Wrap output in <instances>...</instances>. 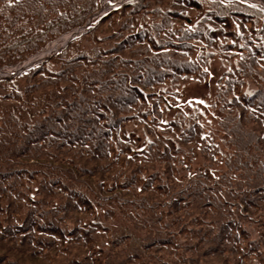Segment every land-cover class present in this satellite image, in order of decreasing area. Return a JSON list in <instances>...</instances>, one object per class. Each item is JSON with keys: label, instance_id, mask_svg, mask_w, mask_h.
Returning <instances> with one entry per match:
<instances>
[{"label": "trees", "instance_id": "trees-1", "mask_svg": "<svg viewBox=\"0 0 264 264\" xmlns=\"http://www.w3.org/2000/svg\"><path fill=\"white\" fill-rule=\"evenodd\" d=\"M101 4L0 0V68ZM0 264H264V9L136 0L1 78Z\"/></svg>", "mask_w": 264, "mask_h": 264}, {"label": "bare ground", "instance_id": "bare-ground-1", "mask_svg": "<svg viewBox=\"0 0 264 264\" xmlns=\"http://www.w3.org/2000/svg\"><path fill=\"white\" fill-rule=\"evenodd\" d=\"M136 0H116V4L113 7H119L123 6L125 4H128L130 2H134ZM244 2H248L251 4L259 5L264 8V0H242ZM109 9V8H108ZM108 11L106 8L102 11L107 13ZM109 12V11H108ZM95 17H92L91 21H93ZM77 32L72 31L64 34L59 39L50 42L45 48H43L38 54L32 56L31 58H27L25 60H21L16 63L15 70H11V73L17 72L16 74L20 73V71L25 70L29 68L30 66H33L34 64L38 63L39 61H45L49 59L52 56L60 54L68 45V43L73 40L76 36ZM1 69V68H0ZM13 72V74H15ZM7 72L4 70H0V76L6 75Z\"/></svg>", "mask_w": 264, "mask_h": 264}, {"label": "rangeland", "instance_id": "rangeland-1", "mask_svg": "<svg viewBox=\"0 0 264 264\" xmlns=\"http://www.w3.org/2000/svg\"><path fill=\"white\" fill-rule=\"evenodd\" d=\"M116 4V0H102V8H101V12L100 13H102V11L106 8L108 11H110L111 9H114L115 7H113L114 5ZM119 7H121V6H119ZM109 8V9H108ZM108 11H106V12H108ZM100 13H98L97 15L95 14V15H93L94 17H95V19L100 15ZM103 13H105V12H103ZM83 31V30H82ZM59 39V38H58ZM15 66H13L12 68H9V69H4V71H6L7 72V74L6 75H2V76H10V75H16V73L17 72H14L15 74H13V72L11 73V70H15V68H14ZM23 71H25V70H23ZM213 72V74L214 75H216V73H215V71L213 70L212 71ZM190 88H187L186 89V91H188ZM192 90L194 91L195 90V88H192ZM197 90H198V93H200V87H198L197 88ZM128 129H131V131H133V132H135L136 134H139V135H142V131L141 130H139V129H137L136 127H130V128H128ZM143 138H145V136L143 135Z\"/></svg>", "mask_w": 264, "mask_h": 264}, {"label": "water", "instance_id": "water-1", "mask_svg": "<svg viewBox=\"0 0 264 264\" xmlns=\"http://www.w3.org/2000/svg\"><path fill=\"white\" fill-rule=\"evenodd\" d=\"M88 24H89V22H88Z\"/></svg>", "mask_w": 264, "mask_h": 264}]
</instances>
